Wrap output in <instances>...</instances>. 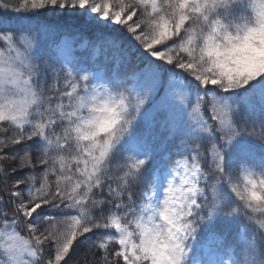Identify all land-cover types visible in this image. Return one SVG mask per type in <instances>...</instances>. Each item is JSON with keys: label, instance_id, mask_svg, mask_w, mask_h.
<instances>
[{"label": "snow or ice", "instance_id": "snow-or-ice-1", "mask_svg": "<svg viewBox=\"0 0 264 264\" xmlns=\"http://www.w3.org/2000/svg\"><path fill=\"white\" fill-rule=\"evenodd\" d=\"M0 264H264V0H0Z\"/></svg>", "mask_w": 264, "mask_h": 264}]
</instances>
